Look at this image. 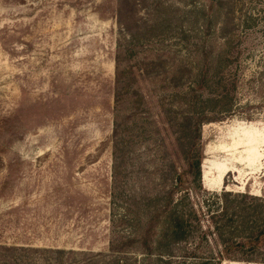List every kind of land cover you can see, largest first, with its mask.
<instances>
[{
  "label": "rangeland",
  "instance_id": "obj_1",
  "mask_svg": "<svg viewBox=\"0 0 264 264\" xmlns=\"http://www.w3.org/2000/svg\"><path fill=\"white\" fill-rule=\"evenodd\" d=\"M172 189L197 194L182 242L159 238ZM239 194L264 198V0H0V264H261L205 232Z\"/></svg>",
  "mask_w": 264,
  "mask_h": 264
},
{
  "label": "trees",
  "instance_id": "obj_2",
  "mask_svg": "<svg viewBox=\"0 0 264 264\" xmlns=\"http://www.w3.org/2000/svg\"><path fill=\"white\" fill-rule=\"evenodd\" d=\"M219 55H221L219 58L222 59L219 65H216L217 70L210 78L212 81V89L208 102L213 103L222 115L229 116L233 113L232 96L233 92L236 91V80H227V78L223 76V64L225 61H228V59L224 52ZM201 154L202 150L199 148L195 152L190 151L186 162L187 171L184 172V174L192 177V186L195 190L201 189ZM177 181L180 183L181 177H179ZM174 190L175 189L167 190L163 193L164 196L159 198L160 201H164L161 207V214L163 215L161 221L162 233L159 238L165 239V242H170V240L182 242L185 235L191 233L190 229L192 226L199 227L200 229L202 226L201 220L199 219L200 211L195 205L190 203V201H193V196L197 198V194H191L192 192L189 191L182 197L179 196L174 198ZM231 196L230 192H224L220 195V197L224 199L227 198L226 203ZM233 197L249 202H239L238 206H235V209L237 208L238 211L237 215L233 214L232 216H228V206L226 205L217 213L210 211L207 217L209 221L205 232H214L213 234L217 241L222 240L224 242V249L223 252L220 253V259L223 258V253L226 251L238 249L249 251L250 256H253L249 260H255L252 259L254 256H258L261 252H264V198L252 197L247 194L234 195ZM203 228L204 227H202V229ZM203 235H205V233ZM1 251L4 252L7 257H10L12 261L17 262V257L21 254L34 253L36 250L3 247ZM54 253L61 252L56 251ZM249 260H245V262L264 264V261L261 260L258 262H251Z\"/></svg>",
  "mask_w": 264,
  "mask_h": 264
},
{
  "label": "bare ground",
  "instance_id": "obj_3",
  "mask_svg": "<svg viewBox=\"0 0 264 264\" xmlns=\"http://www.w3.org/2000/svg\"><path fill=\"white\" fill-rule=\"evenodd\" d=\"M202 178H203V176H202V171H201V182H202V180H203ZM202 185H203V182H202Z\"/></svg>",
  "mask_w": 264,
  "mask_h": 264
}]
</instances>
